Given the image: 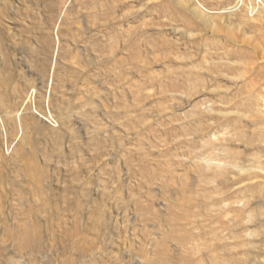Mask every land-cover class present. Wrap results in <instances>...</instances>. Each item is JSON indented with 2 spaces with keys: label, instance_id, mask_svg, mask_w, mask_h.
<instances>
[{
  "label": "rangeland",
  "instance_id": "rangeland-1",
  "mask_svg": "<svg viewBox=\"0 0 264 264\" xmlns=\"http://www.w3.org/2000/svg\"><path fill=\"white\" fill-rule=\"evenodd\" d=\"M191 2L0 0V264H264L263 20Z\"/></svg>",
  "mask_w": 264,
  "mask_h": 264
},
{
  "label": "bare ground",
  "instance_id": "bare-ground-1",
  "mask_svg": "<svg viewBox=\"0 0 264 264\" xmlns=\"http://www.w3.org/2000/svg\"><path fill=\"white\" fill-rule=\"evenodd\" d=\"M183 1V0H182ZM185 1V0H184ZM192 2H191V4H192V10H194L195 11V14L197 15V18H199V19H201V21H203V22H205L206 24H207V26L209 25H213V29H214V25L218 28V26H217V24H220L219 22L217 23V24H215L214 22H215V20H214V22H213V20H212V17L216 14H226L227 16H232V15H236V14H238V13H241V12H243L245 15H246V17L247 18H245V19H247V20H249V21H257V19H259V20H263V29H264V2H263V7L262 6H258L259 8L257 9V11H256V13L255 14H250L249 13V11H248V9L245 7H243V8H241V9H237V7L239 6V5H242V2H244V1H241V0H237L236 1V3L234 4V5H232V6H229V7H224V8H222V9H217L216 11H213V10H209V11H205V10H203V9H201V7L198 5V0H191ZM176 2V1H175ZM181 3H183V2H181ZM184 4V3H183ZM179 5V4H178ZM185 5V4H184ZM182 6V5H181ZM189 8V10H191L190 9V7H188ZM237 9V10H236ZM242 13V14H243ZM214 14V15H213ZM216 17H218V18H220V16H216ZM229 18H231V17H229ZM244 19V18H243ZM224 20V19H223ZM226 20V19H225ZM234 21V20H233ZM238 21V20H237ZM227 22V21H226ZM229 22V21H228ZM235 22H236V20H235ZM240 22V21H239ZM260 22V21H259ZM224 23V22H223ZM237 24H238V22H236ZM226 24V23H225ZM249 24V23H248ZM230 25V24H229ZM228 25V27H230ZM240 25V24H239ZM238 26V25H237ZM254 26V25H253ZM211 27V26H210ZM215 27V28H216ZM221 27H223V26H221ZM216 28V30H219V29H217ZM224 28V27H223ZM222 28V29H223ZM234 29H235V27H234ZM238 29V28H237ZM210 30V29H209ZM211 31V30H210ZM213 31V30H212ZM223 31H224V29H223ZM226 31V30H225ZM228 31H230V30H228ZM227 31V32H228ZM264 31V30H263ZM211 33V32H210ZM217 34H218V32H216ZM220 33V32H219ZM224 33V32H223ZM213 34H214V32H213ZM261 34V33H260ZM262 35L264 36V32L262 33ZM243 36V35H242ZM247 36V35H246ZM227 37H229V36H227ZM226 37V38H227ZM232 37V36H231ZM239 37V36H238ZM241 37V36H240ZM244 38V37H243ZM213 39H216L215 38V36H214V38ZM233 40H234V38H233ZM239 40V39H238ZM207 41V40H206ZM211 41V40H210ZM214 41V40H213ZM215 41H217V40H215ZM220 42H221V40H219ZM218 41V42H219ZM250 41V40H249ZM248 41V42H249ZM263 41V40H262ZM203 43H205V42H203ZM211 43V42H210ZM210 43H208V45L210 44ZM222 43V42H221ZM245 43V42H244ZM247 43V42H246ZM253 43V42H252ZM257 43H259V42H257ZM213 44V43H212ZM204 45V44H203ZM248 45V44H247ZM254 45H255V43H254ZM259 45H260V43H259ZM223 46V45H222ZM226 46V44H224V47ZM243 46V45H242ZM246 46V45H245ZM248 46H251V45H248ZM205 47V46H204ZM216 47V46H215ZM224 47L222 48V49H224ZM244 47V46H243ZM247 47V46H246ZM252 47H254V46H252ZM226 48H228V46H226ZM230 48L231 47H229L228 48V51H231V52H233V50H230ZM256 48H258V47H256ZM255 48V49H256ZM262 48V47H261ZM263 49V48H262ZM219 50V49H218ZM235 50L236 51H238L236 48H235ZM258 50V49H257ZM256 50V51H257ZM207 51V50H206ZM235 51V52H236ZM239 51H240V49H239ZM250 51V50H249ZM259 51V50H258ZM262 51H264V49L262 50ZM230 52V53H231ZM246 52H248V51H246ZM232 54H234V53H232ZM237 54V53H236ZM257 54V53H256ZM239 55H240V53H239ZM259 55V54H258ZM228 56V55H227ZM241 56V55H240ZM249 56V55H248ZM238 58V57H237ZM261 59V58H260ZM236 61V60H235ZM237 63V62H236ZM262 63V62H261ZM244 65H246V64H244ZM239 66V68H238V70L241 68V66L240 65H238ZM247 66V65H246ZM243 67L242 69H241V71L240 72H242L243 73V71L245 72V75L244 76H246V77H249V76H247L248 74H249V71H248V67ZM212 67H215V66H212ZM211 67V68H212ZM255 67V66H254ZM215 68H217V66L215 67ZM228 68H230V67H228ZM218 69H219V67H218ZM217 69V70H218ZM252 69V71H253V69L254 68H250V70ZM220 71V70H219ZM224 71V70H223ZM209 72V71H208ZM259 72V71H258ZM242 73H241V78H242ZM254 74H256V73H254ZM246 77H244V79H247ZM239 78H240V76H239ZM264 78V77H263ZM250 80V79H249ZM246 82H247V80H246ZM250 82V81H249ZM263 83V82H262ZM251 84V83H250ZM252 85V84H251ZM245 86H247L246 84H245ZM253 86V85H252ZM248 87V86H247ZM254 87V86H253ZM244 88H246V87H244ZM247 89V88H246ZM257 89V88H256ZM263 89V88H262ZM252 90V89H251ZM255 90V89H254ZM260 91V90H259ZM254 92V93H253ZM258 92V91H257ZM244 95V94H243ZM243 97H247V96H243ZM234 101H235V99H234ZM246 101V104L249 106L248 108H247V105H245L246 106V108L248 109L247 110V113H249V117L250 118H252L251 119V121H252V125H253V129H252V133H253V135H252V138H251V135H250V138H251V142H253V145L252 144H250V145H252L253 146V148L256 146V147H258V149H259V152H261V153H263L262 155H258V156H256V157H253V162H252V164L250 165V170H249V177H248V179H249V184H247L246 186H245V189H247L248 191H249V193H250V196H252V197H259V198H261V199H263V201H264V103H262V102H264V92H260V93H257V94H255V91H252L251 93H248V97H247V99H245V100H240L239 101V104H244V102ZM232 102V101H231ZM236 102V101H235ZM240 102H242V103H240ZM248 102V103H247ZM225 103V102H224ZM242 104V106H244ZM238 104H236V106H237ZM235 106V107H236ZM241 106V105H240ZM241 106V107H242ZM240 107V108H241ZM238 110V109H237ZM240 110V109H239ZM243 110H245V109H243ZM236 111V110H235ZM240 113V112H239ZM243 131V130H242ZM244 133V132H243ZM248 142H249V140H248ZM247 142V143H248ZM248 145V144H247ZM249 146V145H248ZM251 146V147H252ZM250 147V146H249ZM255 147V148H256ZM252 149V148H251ZM254 150V149H253ZM227 153V152H226ZM254 153H256V151L254 152ZM254 153L252 154V156H254ZM229 154V156H230V154H232V153H228ZM228 154L226 155V156H228ZM258 154V153H257ZM236 155H240V153H238V154H236ZM228 156V158H230ZM233 157V156H232ZM237 157V156H236ZM236 157L235 158H233V159H235L234 161H236L237 159H236ZM250 157H251V154H250ZM238 158V157H237ZM241 158V157H240ZM240 158H238V160L240 159ZM231 159V158H230ZM233 159H231L230 161H229V163H230V165H232L234 168L235 167H239L238 165H236V163L235 164H233ZM228 160V159H227ZM247 161H249V162H247V163H250V159H247ZM240 162H242L241 160H240ZM229 163L225 166L227 169L228 168H230V167H228V165H229ZM226 164V163H225ZM240 164V163H239ZM213 166H215V165H213ZM218 166H219V164H218ZM215 168V167H214ZM240 168V167H239ZM243 168H246L245 166H243ZM221 169H222V167H221ZM226 169V170H227ZM233 169V168H232ZM234 170V169H233ZM247 170V169H246ZM228 171V170H227ZM231 171V170H230ZM217 172H219V171H217ZM224 173L226 172V171H223ZM229 172V171H228ZM221 173V172H220ZM233 173H235L234 171H233ZM236 173H237V171H236ZM239 175L241 174V173H238ZM222 175V174H221ZM220 175V176H221ZM243 175V174H242ZM246 175V174H245ZM244 187V186H243ZM207 197V196H206ZM209 198V197H208ZM193 199V198H192ZM260 199V200H261ZM194 200V199H193ZM251 200V199H250ZM198 201V200H197ZM203 202V201H202ZM195 203V202H194ZM263 203V202H262ZM210 204V203H209ZM264 204V203H263ZM240 205V204H239ZM188 206V205H187ZM211 206V205H210ZM205 207V206H204ZM237 208L235 209L236 210V213H237V227L239 228L240 226H241V223H242V217L244 216V214L245 213H247L248 212V210H246V208L245 207H243V206H236ZM195 208V207H194ZM262 209H263V207H262ZM206 211H207V209H206ZM253 211V208L251 209V212ZM260 211H261V214H262V217L264 218V210L262 211L261 209H260ZM250 212V213H251ZM189 213V212H188ZM185 216V215H184ZM191 217L192 216H190L189 218L191 219ZM181 218V217H180ZM182 218H184V217H182ZM189 218H187V219H189ZM193 218V217H192ZM176 219V218H175ZM185 219H186V217H185ZM192 220V219H191ZM174 221V220H173ZM195 221V220H194ZM263 234H264V230H263ZM236 236L237 237H239V236H243V231L241 230V229H237L236 230ZM29 240V239H28ZM28 242H30V240L28 241ZM31 243V242H30ZM198 243V242H197ZM29 244V243H28ZM32 244V246H33V243H31ZM30 244V245H31ZM37 244V243H36ZM192 244V243H191ZM237 244H238V246H241V245H243L244 244V241L243 240H237ZM29 245V246H30ZM34 246H36V245H34ZM206 245H204V249L206 248L205 247ZM38 247V246H37ZM196 247V246H195ZM200 247V246H199ZM208 247V246H207ZM34 248V247H33ZM32 248V249H33ZM36 248V247H35ZM197 248V247H196ZM200 249H201V247H200ZM209 249V248H208ZM39 251V250H38ZM214 251V250H213ZM210 252V251H209ZM248 252L250 253V254H252L253 253V249H252V246L250 245L249 247H248ZM207 253V252H206ZM240 253V255L241 254H243L242 252H239ZM22 254V253H21ZM192 254V253H191ZM210 254V253H209ZM211 256H213V259H212V263L213 264H222V263H220L219 262V260H218V257H217V255H216V252H214L213 254H211ZM258 259L256 260V258H254V261H252V262H249V263H247V264H259V262H262V258H263V253H260V252H258ZM21 257V256H20ZM210 258V257H209ZM200 260V259H199ZM188 261H190V260H188ZM204 261V260H203ZM202 261V262H203ZM241 258L239 259V260H237V264H242L241 262ZM186 262V261H185ZM191 264H193L192 262H190ZM199 264H201L200 262H198ZM197 263V264H198ZM211 263V264H212ZM18 264V263H17ZM19 264H21V263H19ZM187 264V263H186Z\"/></svg>",
  "mask_w": 264,
  "mask_h": 264
},
{
  "label": "built area",
  "instance_id": "built-area-1",
  "mask_svg": "<svg viewBox=\"0 0 264 264\" xmlns=\"http://www.w3.org/2000/svg\"><path fill=\"white\" fill-rule=\"evenodd\" d=\"M241 1H244V2H242V5H239L237 7V9L239 10V9H241L243 7L244 8L246 7L248 9V11H249L250 14H255L256 11H257V9L259 8L258 6H262L263 7L262 0H241ZM52 120L53 119L51 118V121Z\"/></svg>",
  "mask_w": 264,
  "mask_h": 264
}]
</instances>
